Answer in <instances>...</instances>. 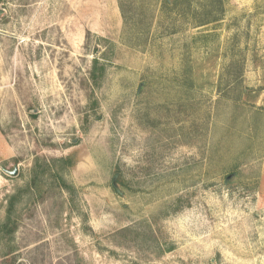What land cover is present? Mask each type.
Listing matches in <instances>:
<instances>
[{"label":"rangeland","instance_id":"374dc122","mask_svg":"<svg viewBox=\"0 0 264 264\" xmlns=\"http://www.w3.org/2000/svg\"><path fill=\"white\" fill-rule=\"evenodd\" d=\"M162 1L0 0V264H264V0Z\"/></svg>","mask_w":264,"mask_h":264},{"label":"trees","instance_id":"16d2710c","mask_svg":"<svg viewBox=\"0 0 264 264\" xmlns=\"http://www.w3.org/2000/svg\"><path fill=\"white\" fill-rule=\"evenodd\" d=\"M174 0H163L162 3H161V10L162 9H165L166 6H169L171 5ZM195 16V14L193 13V17ZM201 23H206V22H201ZM98 69H101V72L102 74L104 73L105 69H106V66L105 64L101 63L100 60L98 58H95L94 59V62H93V69L91 71V74L93 77H95V73ZM62 161H64L67 165V167H71L74 165V162H75V158H74V155H69L67 157H65L64 159H61ZM11 209H8V213H7V221L10 219V212H11ZM7 225V222H4L1 226H0V231H2V229H4Z\"/></svg>","mask_w":264,"mask_h":264},{"label":"water","instance_id":"95a60500","mask_svg":"<svg viewBox=\"0 0 264 264\" xmlns=\"http://www.w3.org/2000/svg\"><path fill=\"white\" fill-rule=\"evenodd\" d=\"M10 173L14 175V174H16V173H17V170H16V169H14V170L10 171Z\"/></svg>","mask_w":264,"mask_h":264}]
</instances>
